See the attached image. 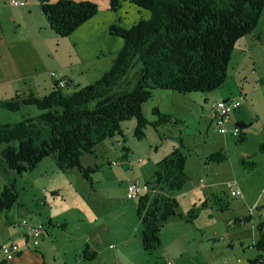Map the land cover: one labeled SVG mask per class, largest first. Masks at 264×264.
I'll return each mask as SVG.
<instances>
[{"label":"trees","instance_id":"obj_1","mask_svg":"<svg viewBox=\"0 0 264 264\" xmlns=\"http://www.w3.org/2000/svg\"><path fill=\"white\" fill-rule=\"evenodd\" d=\"M37 1L48 27L60 38L68 37L97 13L96 5L89 1ZM108 1L112 10L119 7L120 0ZM125 1L149 11L150 16L129 29L110 26V35L122 39L123 45L101 79L63 93L51 76L53 89L48 95L0 102V107L10 112H18L23 106L39 111L34 116H22L16 123L0 124V154L5 170L26 174L51 156L57 170L77 169L91 185L90 176L97 167H82L81 156L92 154L96 146L121 134L120 124L129 119L136 120L137 140L144 138L147 125L157 127L171 122L172 117L161 114L157 108L153 109L156 121L150 123L142 116L141 106L154 90L209 95L219 89L235 42L253 31L264 6V0ZM236 127V137L243 142L249 125L239 123ZM225 159L223 152L209 157L216 163ZM246 165L249 169L255 167L253 162ZM155 167L151 180L144 183L147 192L136 197L140 243L146 253L159 248L160 230L170 218L183 217L190 223L198 215L194 208L182 216L173 197L189 180L180 150L174 148ZM14 180L9 179L0 190V212L19 206L20 195ZM214 202L219 203L220 210L226 208L222 200ZM249 221V216L233 219L237 226ZM261 227L258 226V241L254 243L259 256L264 254ZM83 256L91 259L86 252ZM0 264L7 262L2 260Z\"/></svg>","mask_w":264,"mask_h":264},{"label":"rangeland","instance_id":"obj_2","mask_svg":"<svg viewBox=\"0 0 264 264\" xmlns=\"http://www.w3.org/2000/svg\"><path fill=\"white\" fill-rule=\"evenodd\" d=\"M18 1H23V6L27 3L28 9L31 11L33 9L36 12L39 11L37 0ZM70 1H89L96 5L97 13L65 38L54 36L55 34L50 31L47 25H43L42 28L35 27L32 32L33 36H39V34L42 37L53 36L52 44L61 47L60 54H52L53 58L43 62L39 69L40 72L49 69L55 72L56 82L62 81L65 84L60 88L63 93H71L75 89L93 84L101 79L109 69L113 58L123 45L122 39L110 35L111 25L129 29L140 20H147L150 16L149 11L125 0H120L119 7L115 10L110 8L108 0ZM8 2L10 0H0V17L5 22H11L12 17L8 14L10 12V7H7ZM30 20L36 21L35 19ZM29 23L31 24V21ZM32 39V37H25L26 43L21 47L22 52L28 53L32 48L34 49ZM242 53L248 54L243 64L245 72L249 74L248 78L250 79L254 75L262 78V83H257V86L260 84L258 88L261 89L249 92L251 96H248V101L251 100L250 107L258 113L259 120L250 125L245 142L238 141V136L231 134L228 135V141L225 143L222 134L217 131L212 132L214 127L212 129L208 124L206 125L209 103L221 92L227 95L231 89L240 92L239 99L244 101L245 95L242 89L247 91L245 87L248 85L239 82L238 86V83H234L231 79ZM45 78L51 80L52 77L46 75ZM26 82H30V77ZM167 91L154 90L151 97L142 104L141 114L148 122H154L157 116L153 114V109L157 107L161 114L165 112L172 114L171 122L157 127L147 125L144 130V138L137 140L134 137L136 120L129 119L120 124L121 134H116L115 138L108 139L96 146L92 154L81 156L79 163L82 167H97L90 176L93 186L82 179L69 186L67 177H81L79 171L71 169L69 172H60L55 167L54 159L51 156L42 159L37 167L30 172L17 175L5 170L6 166L0 154V190L8 183L9 179H15L20 200L24 203L21 209L15 205L7 211L0 212V247L1 243L4 245L16 244L19 247L24 244L23 233L25 235L26 226L23 221L27 225L40 224L37 219H33L26 212L40 208L35 204L37 201L33 195H35V191L47 188L46 186L50 183L57 189H62L59 190L60 196L52 208L62 207V209H55L58 226L54 227L53 234L46 236L49 246L43 249V252L41 251L44 255L43 262L44 264H85L83 259L76 257L74 250L75 246L80 243V239L85 240L90 237L89 221L97 212L106 208L135 205L137 199H124L123 182H125V177H134L141 182L150 181L156 163L166 157L174 149V146L185 158L184 172L189 178L186 184L196 181L198 177L211 180L217 183L216 192L220 191L227 195L230 204L237 200L229 197L224 183L234 181L239 185L243 195H248L257 200L256 202L264 201V150L260 151L264 148L262 147L264 146V6L253 31L235 42L226 65L223 86L212 92L214 95L208 103L201 104L202 99L208 100V95L178 94ZM7 92V88L0 87V94ZM3 98V101H14V94L12 93V96L6 94ZM28 109L31 110L28 112L33 115L39 113L33 106H23L18 112H10L0 107V124L18 122L21 115L24 114L22 112ZM176 121L180 123L175 125ZM2 148L3 145H0V152ZM218 152H223L226 159L219 163L210 161L209 157ZM138 160L140 161L138 162ZM113 161L119 165L112 166L111 162ZM249 162L255 164L253 169L247 167L246 163ZM27 177L33 179L31 186L25 180ZM39 177H52L54 181L50 178L44 180ZM221 195L220 193L219 196L224 197ZM211 196L208 195V197ZM211 203L216 208L219 207V203L215 204L214 199ZM47 207L50 205L47 204ZM228 211H230L229 208L224 213L230 216ZM240 214L242 213L236 215L242 218L243 215ZM253 215L258 217L256 211ZM233 224V222L230 223V225ZM236 230L241 232L236 236L239 240L233 241L234 248L230 250L229 254L238 257L243 249L246 251L251 248L253 242L251 220L246 224L236 225ZM229 241L226 237L224 243ZM219 245L224 244L220 242ZM250 252L247 250L248 255ZM2 257L5 255L0 248V260Z\"/></svg>","mask_w":264,"mask_h":264},{"label":"crops","instance_id":"obj_3","mask_svg":"<svg viewBox=\"0 0 264 264\" xmlns=\"http://www.w3.org/2000/svg\"><path fill=\"white\" fill-rule=\"evenodd\" d=\"M19 2L20 6L17 7L10 5L9 2L7 4V7H10L8 14L12 16L11 22L2 21L0 17V87L7 88L8 92L6 94H10V96L13 93L14 97L26 98L31 95L41 98L52 91L53 79L50 73L55 75L56 73L50 69L40 72L39 67L43 65V62L52 59V54H60L61 47L52 44L54 41L53 36L46 35L47 37H42L40 34L39 36L32 35L35 27L42 28L47 23L42 16L40 7L37 12L35 9L31 11L28 9L27 3L23 6V1ZM30 19H35L36 21L34 22ZM30 21L31 24L29 23ZM25 37L33 38L31 42L34 45V49L32 48L28 53L21 51V47L26 43ZM246 55L248 54L242 53L239 64H236V70H233L231 75V79L234 83H238V86L239 82H244V85H248L245 87L247 91L242 89L245 95L244 101L239 99L240 92H235L234 89L228 91L227 95L221 92L220 95L215 96L210 101V103L219 100L239 101L238 110L233 112L229 120L224 124L227 130V133L223 135L225 143L228 141V135L232 134L237 124L243 123L250 127L256 120H259L258 113L250 107L251 100L248 101V96H251L249 92L261 89L258 87L262 83V78H258L256 75L250 79L248 78L249 74L245 72L243 66ZM38 63L40 64L38 65ZM46 75L51 80L46 79ZM29 77L30 82H26ZM257 83H260L259 86H257ZM6 94H0V96H5ZM212 95L214 94L208 95V100L202 99L201 104L208 103ZM3 96L0 97V102L3 101ZM162 97H165V95H162ZM28 111L31 110H24L22 112L24 114L21 117L34 116ZM164 114L172 116L170 112H165ZM200 120L202 121L201 117ZM179 123L176 121L175 125ZM207 124L212 129L214 127L212 132L216 131V127L211 121L209 114L206 121ZM248 133L249 128L245 130V140L243 142L246 141ZM39 178L44 180H47V178L52 179V177ZM125 178L123 190H125L124 199L127 200L126 192L128 184L130 182L144 184L145 181L141 182L138 179H134V177ZM80 179L85 180L83 177H67V184L72 186ZM25 180L31 186L33 182L32 177H27ZM52 180L54 181V179ZM14 181L16 185V180ZM229 182H233L235 187L240 191L241 189L234 181H226L224 183L229 197L237 200L233 203L230 202V204L227 195H224L220 191L216 192L217 183L205 180L202 177H198L194 182L187 183L179 193L174 194L173 197L178 204V213L184 216L191 209L195 208L198 209V215L190 223L183 217L170 218L160 230L159 248L152 253L144 252L141 247L140 226L136 217V204L120 208L115 207L113 209L106 208L97 212L93 216V219L89 221L90 237H87L85 240L80 239V243L75 246L74 253L77 258L83 259L85 264H264V254L259 256L260 252L254 248V243L258 241V226H262L261 232L264 234V201L259 200L256 202L257 200L250 198L248 195H243L242 191L240 197H235L233 192L227 188V183ZM46 187L42 188L41 191H35V195H33L35 201H37L35 204L40 206V208L38 207L26 212L30 217L37 219L40 224H44L45 226V231L41 235L39 245L36 249L28 248L23 233L24 244L21 246L20 253L11 261H6L7 264H44V255L41 251L49 246V240H47L46 236L53 234L54 227L58 226L55 209H62V207L52 208L60 196L59 190L62 189H57L50 183ZM47 193L49 194V199L47 198ZM220 193L224 197H220ZM208 195L212 196L208 197ZM212 199L222 200L226 208L224 210L216 208L211 203ZM202 203L205 204L203 208L200 207ZM23 204L22 200L19 199L18 207L20 209ZM47 204L50 207H47ZM227 208L230 210L228 211L230 212V216L224 213ZM254 211L258 215L257 218L253 215ZM239 213H242L240 214L243 215L242 217L251 216L253 242L251 248L247 249L251 251L250 255L247 254V250L243 249L241 255L235 257L234 255L230 256L229 253L234 248L233 241L235 239L239 240L236 236L241 232L236 230V225H230V223L233 222V217H236V214ZM226 237L230 240L228 243H224ZM220 242L224 245H219ZM2 245L4 243H1ZM84 252L91 259L87 260L84 258ZM1 259L3 260L4 257Z\"/></svg>","mask_w":264,"mask_h":264},{"label":"built area","instance_id":"obj_4","mask_svg":"<svg viewBox=\"0 0 264 264\" xmlns=\"http://www.w3.org/2000/svg\"><path fill=\"white\" fill-rule=\"evenodd\" d=\"M12 6H20V2L18 0H10L9 2ZM51 76L55 78V75L51 73ZM58 86L60 88L64 87V83L62 81H58ZM239 101L238 100H219L214 101L210 104L209 114L211 121L214 123L216 127V131L218 133L224 135L227 133L224 124L229 120L230 115L238 110ZM238 133V128L235 127L232 131V135L236 136ZM140 160H138L139 162ZM112 166H118V163L113 161L111 163ZM227 188L233 192L235 197L241 196V191L235 187L233 182L227 183ZM148 188L145 184H140L138 182H130L127 186L126 198L127 199H135L141 193L147 192ZM23 224L26 226L25 230V238L27 247L36 248L39 245L41 235L44 232L45 227L43 224L37 225H27L25 221ZM1 251L5 255V259L7 261H11L14 257L20 253L21 247L16 244L2 245Z\"/></svg>","mask_w":264,"mask_h":264},{"label":"clouds","instance_id":"obj_5","mask_svg":"<svg viewBox=\"0 0 264 264\" xmlns=\"http://www.w3.org/2000/svg\"><path fill=\"white\" fill-rule=\"evenodd\" d=\"M51 74V73H50ZM55 75V74H54ZM214 102V101H213ZM212 103V102H211ZM210 103V104H211ZM209 108H210V105H209ZM210 115V114H209ZM211 119V118H210ZM26 246H27V243H26ZM28 248H29V246H28ZM34 249H36V248H34ZM5 258V257H4ZM5 261H7L6 259H5Z\"/></svg>","mask_w":264,"mask_h":264}]
</instances>
